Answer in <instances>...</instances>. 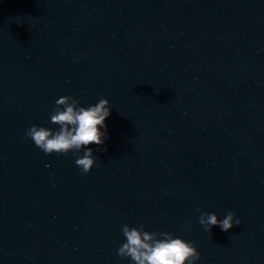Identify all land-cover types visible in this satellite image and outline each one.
I'll list each match as a JSON object with an SVG mask.
<instances>
[{
  "label": "clouds",
  "instance_id": "9594fccd",
  "mask_svg": "<svg viewBox=\"0 0 264 264\" xmlns=\"http://www.w3.org/2000/svg\"><path fill=\"white\" fill-rule=\"evenodd\" d=\"M79 103L70 96L60 97L55 101L56 107L50 115V122L59 125V129L53 131L33 125L27 129L26 136L46 155L53 152L66 155L73 151L77 167L82 173H88L95 163L93 150L88 146L103 145L108 138L105 120L111 114V107L106 98L88 107L79 106ZM81 149H85L82 157L78 155ZM234 217L232 211L227 212L222 220L215 213L205 212L200 215L199 224L206 231L219 226L222 231L228 232L234 225L239 226L241 223ZM122 234L126 242L117 249V255L121 258L130 257L135 264H195L200 259L193 242L173 238L167 232H148L143 226L137 228L125 224Z\"/></svg>",
  "mask_w": 264,
  "mask_h": 264
}]
</instances>
